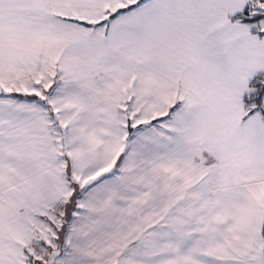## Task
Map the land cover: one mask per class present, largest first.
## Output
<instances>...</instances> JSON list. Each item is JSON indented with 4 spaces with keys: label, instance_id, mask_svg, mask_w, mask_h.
Returning a JSON list of instances; mask_svg holds the SVG:
<instances>
[{
    "label": "snow or ice",
    "instance_id": "6c2138e0",
    "mask_svg": "<svg viewBox=\"0 0 264 264\" xmlns=\"http://www.w3.org/2000/svg\"><path fill=\"white\" fill-rule=\"evenodd\" d=\"M0 264H264V0H0Z\"/></svg>",
    "mask_w": 264,
    "mask_h": 264
}]
</instances>
